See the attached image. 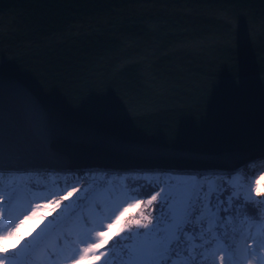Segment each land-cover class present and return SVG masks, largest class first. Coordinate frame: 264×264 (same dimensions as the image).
<instances>
[{
    "label": "water",
    "instance_id": "water-1",
    "mask_svg": "<svg viewBox=\"0 0 264 264\" xmlns=\"http://www.w3.org/2000/svg\"><path fill=\"white\" fill-rule=\"evenodd\" d=\"M261 17L264 0H0L5 175L253 171Z\"/></svg>",
    "mask_w": 264,
    "mask_h": 264
},
{
    "label": "snow or ice",
    "instance_id": "snow-or-ice-1",
    "mask_svg": "<svg viewBox=\"0 0 264 264\" xmlns=\"http://www.w3.org/2000/svg\"><path fill=\"white\" fill-rule=\"evenodd\" d=\"M259 31L264 35V17H261ZM28 103L32 113H37L30 98ZM47 132L46 118L40 114L38 134L43 141L48 139ZM14 148V142L6 144V153L10 158ZM19 171L21 170L17 168L0 166V184H15L22 181L23 177L5 175L6 172ZM242 172L243 170L235 176L230 173L224 174L217 179L211 178L213 174L200 180L191 179L189 184L185 185L178 203H167L166 188H161L159 192L151 195L147 201L148 205L157 201L159 197L166 202L158 209L161 216L168 219L164 212L165 206L171 213L168 223L163 228L161 216L150 218L149 215H141L139 219L133 218L121 223L123 217L121 212L112 220L111 217L116 214L117 208L104 215L102 219L88 220L87 224L80 218L76 225L75 239L71 238L73 229H69L68 235L61 233L57 236V240H63V244L54 245L43 243L47 231L57 226L53 221H49L31 241L21 244L23 237L19 233L24 221L16 223L19 215H24L25 220L32 219L39 209L46 205L39 204V198L30 201V213L25 208L11 222L5 223L9 209L3 207V204L10 203L12 197L0 191V264H46L53 256L56 257L57 264H82L86 260H91L92 264H95L96 261H101V258H103L101 264H204L210 256L219 259L220 264L226 262L242 264L243 261L247 264H253L254 261L264 264V216L256 222L247 212L249 203L262 204L264 201L252 200L250 185L248 190H244L240 179ZM76 191L73 186L65 193H49L48 195L56 198L48 200V203L60 207L61 202ZM257 194L264 195L260 192ZM69 207L64 205L65 211ZM61 215L63 216V213ZM189 225L193 227L189 229ZM133 226L146 231L132 232ZM253 227L256 228L255 232L252 231ZM114 228L115 232L112 231ZM126 231L130 235L122 236L121 233ZM112 236L120 239L112 248H106ZM228 239L231 243H226ZM9 240H15L16 243L10 246ZM125 240L129 243H122ZM249 240L251 243H247ZM242 244L245 245L243 248ZM102 249L104 250L101 251Z\"/></svg>",
    "mask_w": 264,
    "mask_h": 264
},
{
    "label": "trees",
    "instance_id": "trees-1",
    "mask_svg": "<svg viewBox=\"0 0 264 264\" xmlns=\"http://www.w3.org/2000/svg\"><path fill=\"white\" fill-rule=\"evenodd\" d=\"M263 166L264 159L258 161L256 164V169L260 170V173L262 174ZM260 173H256L255 176H259ZM15 176L23 177V180L17 181L15 184H0V191H4L6 196L10 195L12 197L10 203L3 204V207L9 209V215L6 217L5 223L11 222V220L17 217L25 208H27L30 213L31 207L29 206V202L37 200V191L39 190L49 189L50 193H65L66 191L71 190L73 186L77 189L71 197L61 202L60 207H55L54 204L48 203V200L56 198L54 196L47 195L43 199H38L39 204L46 206L41 207L35 217L25 220L24 215H19V218L16 220V223H19L21 220L24 221L19 233V235L23 237L20 241L21 244L31 241L32 237L36 236V234L40 232L49 221H53L57 226L50 228V230L47 231V235L43 241L44 244L49 245H54L56 243L63 244V240L58 241L57 236L61 233L65 236L68 235L69 229H73L71 238L75 239L76 225L80 218L83 223L87 224L88 220L102 219L104 215L109 214L113 209L118 208V211L115 215H112L111 219L115 220L116 215H119L122 212L123 217L121 223L133 218L139 219L141 215H149L150 218L161 216L158 209L161 204H165L166 202L158 197L157 201H153L151 205H148L147 201L150 199L151 195L159 192L161 188H166V191L168 190L167 203H178L181 199L185 185L189 184L191 179L200 180L204 177L201 175L171 174L166 172L162 173L161 176H158L156 173H150L127 175L122 178L114 175H91L64 190L61 186L64 180L63 177L52 176L46 180L37 176L30 179L29 176L25 174H18ZM211 178L217 179V177ZM254 181L255 180H249L246 183L245 181H242V183L245 184L243 185L244 190L248 189L249 185L254 183ZM206 188L207 183L205 182V189ZM161 195L163 196L164 193ZM252 200L264 201L257 197H252ZM64 205L70 206L67 211H65ZM129 205H131V207H129ZM54 207L55 210L53 211L52 209ZM259 208L264 209V203H249L247 205L249 216L254 217L256 222H259L260 218L264 216V212H260ZM164 212L167 214L168 219H166L165 216H161V228L166 226L171 216V213L166 206ZM62 213L63 216L61 215ZM192 227L193 225H189V229ZM112 231L115 232L116 229L114 228ZM131 231L144 232L146 230L143 228L137 229L133 226ZM252 231L255 232L256 228L253 227ZM29 232H31V235H29ZM121 235L126 237L130 235V233L126 231L121 233ZM229 235H231V233ZM119 239L120 238L117 236H112L106 245V248H112ZM237 240H239V237H237ZM15 243V240L8 241L10 246ZM122 243L126 244L129 243V241L125 240ZM226 243H231V240L228 239ZM247 243H251V240L247 241ZM244 246V244L241 245L242 248ZM117 247H119V245H117ZM103 250L104 249L101 251ZM49 251H52L51 247L49 248ZM102 260L103 258H101V261ZM101 261H96L95 264H101ZM46 264H57L56 257L53 256L52 259L47 260ZM82 264H92V261L86 260L83 261ZM204 264H220V261L219 259L210 256ZM242 264H247V262L243 261ZM253 264H258V262L254 261Z\"/></svg>",
    "mask_w": 264,
    "mask_h": 264
},
{
    "label": "rangeland",
    "instance_id": "rangeland-1",
    "mask_svg": "<svg viewBox=\"0 0 264 264\" xmlns=\"http://www.w3.org/2000/svg\"><path fill=\"white\" fill-rule=\"evenodd\" d=\"M248 175L246 176V177H251V178H249V179H253L252 177H253V171L251 172V173H247ZM40 175H42V174H40ZM139 175V174H138ZM52 176V175H51ZM51 176H46L45 178H43V179H46V180H48L49 178H51ZM63 176H65V175H63ZM233 176V175H232ZM234 176H235V174H234ZM116 177H120V178H122V177H124V176H116ZM30 179L31 178H33V177H29ZM45 180V181H46ZM120 180H122V179H120ZM255 181H254V183H252L250 186H255V187H253L252 186V188H251V190H252V192H251V195H252V197H257V198H259V199H263L264 200V195H258L257 194V192H260V193H264V170H263V174L262 173H260L259 174V176H257V177H255V179H254ZM243 185H245V184H243ZM67 186V185H66ZM70 186H67L66 187V189L67 188H69ZM246 187V186H245ZM63 189V188H62ZM65 189V190H66ZM245 190H248V189H245ZM37 193H39V195H45V194H47L48 193V191H46V190H41V191H37ZM259 210H260V212H264V209L263 208H259Z\"/></svg>",
    "mask_w": 264,
    "mask_h": 264
},
{
    "label": "bare ground",
    "instance_id": "bare-ground-1",
    "mask_svg": "<svg viewBox=\"0 0 264 264\" xmlns=\"http://www.w3.org/2000/svg\"><path fill=\"white\" fill-rule=\"evenodd\" d=\"M241 170H242V169H241ZM241 170L237 167V168L231 170L230 172H240ZM92 171H93L92 168H90V169L87 170V172H90V173H91ZM41 172H42V173H51V171H47V170H42ZM215 172H221V171H215ZM244 172H245V170H243L242 175H244ZM121 176H125V175H121Z\"/></svg>",
    "mask_w": 264,
    "mask_h": 264
}]
</instances>
